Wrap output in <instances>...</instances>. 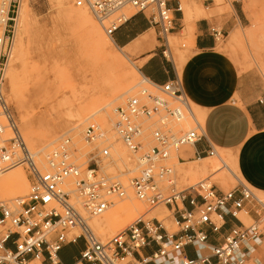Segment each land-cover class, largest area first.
I'll list each match as a JSON object with an SVG mask.
<instances>
[{
    "label": "built area",
    "instance_id": "built-area-1",
    "mask_svg": "<svg viewBox=\"0 0 264 264\" xmlns=\"http://www.w3.org/2000/svg\"><path fill=\"white\" fill-rule=\"evenodd\" d=\"M174 3V9L168 5ZM182 0H70L86 9L105 35L113 32L132 9L156 28L169 49L175 29L173 12L182 13ZM210 5L214 0H196ZM233 2L240 0H232ZM21 0H0V173L13 164L25 166L28 193L0 204V264H65L60 252L82 242L74 264H264L259 257L264 238V201L242 183L223 191L203 179L178 189L172 154L184 164L216 158L215 149L187 154L204 138L203 124L175 77L162 85L143 77L148 88L128 97L115 109L114 131L126 149L137 155L138 174L129 182L133 197L147 211L164 206L175 227L169 231L157 217L140 215L106 240L97 237L89 221L104 214L114 201L127 198L125 186L102 171L110 160L105 132L98 124L86 127L83 139L103 146L87 160L83 172L73 161L69 138L38 163L26 147L4 94V71L13 44ZM218 41L223 34L211 29ZM169 52V51H168ZM42 166V167H41ZM80 205V208L77 205ZM250 217L245 225L239 215ZM228 219L234 221L229 225Z\"/></svg>",
    "mask_w": 264,
    "mask_h": 264
},
{
    "label": "rangeland",
    "instance_id": "rangeland-1",
    "mask_svg": "<svg viewBox=\"0 0 264 264\" xmlns=\"http://www.w3.org/2000/svg\"><path fill=\"white\" fill-rule=\"evenodd\" d=\"M181 6L184 16L183 22L186 25L185 30L177 36H168L170 52L175 58L176 67L179 71L182 62L190 54L192 31L189 28V23L198 20L196 15L188 17L187 13H189V9L197 11L203 8V5L196 0H182ZM71 10L75 11L76 9L71 5L70 0H64L62 3H58L57 0H21L19 11L24 13L25 24H23L21 31L20 24L15 26L11 60L7 74L4 76L6 102L13 113L26 147L35 155V160L38 163H43L45 155L54 151L64 139L69 138L72 149L75 151L73 161L84 172L87 167V160L105 145H99L97 142H86L83 139V132L89 125H100L105 132L106 144H108L110 152L109 162L104 163L102 166L103 172L108 176L116 177L126 187L128 182L138 174V160L137 155L130 153L118 137L113 134L116 122L113 110L123 106L128 97L137 95L142 88H148V85L143 81L139 72L140 65L131 59L125 50L115 46L90 13L88 15L99 32L100 38L95 37L96 33H93V35L87 34L88 31L81 28L69 15ZM203 10L206 15L201 11L202 16L199 17L209 21L236 19V26L232 32H238L241 41L237 44L234 43L235 45L230 43V31L216 42V50L226 55L239 73H255L264 84V0H240L236 2L232 0H214L211 8ZM125 13L129 17L134 11L127 9ZM217 29H220L219 25H217ZM103 39H109L106 42L110 41L107 42L106 47L104 45L102 47ZM17 49H19V52ZM179 55L180 58L178 59ZM16 56L19 57L16 58ZM116 56L117 58H115ZM178 61L180 63L177 64ZM9 70H11L10 76L8 74ZM133 74L136 78L133 77ZM17 79L19 81H16ZM132 81L133 85L130 84ZM11 85L16 89V96L10 92ZM117 89H121V92L115 97L113 91ZM191 106L196 117H198L197 106L192 103ZM49 135L54 141L45 149L43 148L44 150H40L41 146L36 141ZM112 146L117 149L118 153H114ZM188 151H190V148L184 147L180 154ZM217 153L228 164V167L234 173L233 176L224 169L218 170L220 163L216 158L194 161V163L188 162L180 166L177 164L176 154H172L169 165L174 170L177 188L183 189L205 178H208L211 184L223 188L221 189L223 191L233 189L238 183L243 182L242 184H244L245 182L239 172L232 169L230 164L233 160L232 154L226 152V155L225 152L220 150H217ZM227 156H229V159ZM116 162L117 164H115ZM202 166L206 169V172L201 177L193 178L191 171L195 167L197 169L202 168ZM18 169L28 179L26 167L19 166ZM215 170L214 175L222 177L227 175L229 177L223 182V186L218 184L214 179V175L211 174ZM7 173L9 171L2 173L0 178H4ZM236 178L239 180H236ZM26 186V191L19 196L3 197L0 194V204L9 203L17 197L26 195L29 182ZM250 191L264 201V193L253 188ZM125 203L130 204L131 202L117 205H124ZM135 204L139 208V213L135 215L133 221L140 215L150 219L154 217L153 213L156 210L163 209L164 215L171 221V227L167 229L169 231L176 230L168 211L163 208L164 206H158L147 211L145 205L141 203L139 205L136 202ZM117 205L113 204L103 217H107L108 213L117 211ZM120 217L124 221V215L121 214ZM239 219L245 225L250 222V217L244 214H240ZM123 221L112 224L113 233L110 236H102L99 231L91 227L99 239L106 240L133 222L130 221L124 224ZM162 224L166 226L167 222L163 220ZM82 246V242L79 240L65 251L60 252L61 260L63 262L71 261L72 258L77 256ZM259 257L264 261V243L259 251Z\"/></svg>",
    "mask_w": 264,
    "mask_h": 264
},
{
    "label": "crops",
    "instance_id": "crops-1",
    "mask_svg": "<svg viewBox=\"0 0 264 264\" xmlns=\"http://www.w3.org/2000/svg\"><path fill=\"white\" fill-rule=\"evenodd\" d=\"M168 5L174 9L173 2L169 1ZM212 5H203L197 11L205 13L203 9ZM192 11L196 12L189 9L187 16H192ZM173 17L175 29L170 36H177L186 27L183 12H173ZM197 19L189 23L192 31L190 54L182 62L180 71L165 55L171 52L158 39L156 28L140 13L131 14L113 32L111 39L140 65V74L150 82L162 85L177 77L190 103L205 112L204 138L187 154L204 152L209 147L230 152L244 182L264 193V84L255 73H239L233 62L216 50L217 41L211 29L219 25L221 34H228L236 26L235 18L227 21ZM194 161L196 159L189 163ZM234 223L228 219L229 225Z\"/></svg>",
    "mask_w": 264,
    "mask_h": 264
},
{
    "label": "bare ground",
    "instance_id": "bare-ground-1",
    "mask_svg": "<svg viewBox=\"0 0 264 264\" xmlns=\"http://www.w3.org/2000/svg\"><path fill=\"white\" fill-rule=\"evenodd\" d=\"M58 1V3H62V1H64V0H57ZM67 1V0H66ZM64 4V3H63ZM68 4V3H67ZM60 5V4H59ZM62 5V4H61ZM69 6V5H68ZM68 8V7H67ZM75 8V7H74ZM61 9H63L62 7H61ZM70 9V8H69ZM76 10L75 11H73V10H71L70 12H69V15L73 18V20L74 21H76L80 26H81V28H84L85 29V31L87 30L88 32H87V34H92L93 35V33H96L95 34V37L97 36V38H100L101 36L99 35V32L97 31V29H96V27L93 25V21L91 20V18H90V16L88 15L89 14V12L86 10V9H83V8H75ZM66 10V9H65ZM194 10V9H193ZM196 10V9H195ZM25 11V10H24ZM194 13H196V16H197V18L199 17V16H202L201 15V11H196V12H194ZM193 13V11H192V15L194 14ZM65 15V14H64ZM20 16V17H19ZM66 16V15H65ZM195 16V15H194ZM188 17H190V16H188ZM67 18V17H66ZM72 18H70V19H72ZM69 19V18H68ZM19 20V21H18ZM24 21H25V16H24V13H23V11H19L18 10V16H17V18H16V25H18V24H20V31H21V29H22V26H23V24H25L24 23ZM74 21H72V22H74ZM79 26V27H80ZM23 30H24V28H23ZM25 31V30H24ZM100 31V30H99ZM101 35H103V34H101ZM104 37V36H103ZM109 38V37H108ZM111 41H112V39L111 38H109ZM109 39H106V40H109ZM96 40H98V39H96ZM106 40H104L103 39V44H102V47H103V45L105 46L106 44H107V42H110V41H107L106 42ZM94 41V40H93ZM92 41V42H93ZM101 41H102V39H101ZM100 41V42H101ZM239 41H241V37H240V35H239V33L238 32H231L230 33V43H236L237 44V42H239ZM113 42V41H112ZM17 44V43H16ZM94 44V43H93ZM95 45V44H94ZM93 45V46H94ZM99 45V44H98ZM109 45V44H108ZM235 45V44H234ZM18 46V45H17ZM16 46V47H17ZM20 46V45H19ZM113 46V45H112ZM116 46V45H115ZM114 46V47H115ZM106 47V46H105ZM21 48V47H20ZM14 49H15V47H14ZM95 49V48H94ZM102 49V48H101ZM100 49V50H101ZM104 49V48H103ZM16 50V49H15ZM19 49H17V51H18ZM96 51V50H95ZM103 51V50H102ZM19 52V51H18ZM97 52H98V50H97ZM14 53H16V51H14ZM99 53V52H98ZM118 55V54H117ZM120 55V54H119ZM126 55V54H125ZM165 55L169 58V59H172L174 62H175V58L172 56V55H170V53L169 52H166L165 53ZM184 55V54H183ZM93 56H94V54H93ZM121 56V55H120ZM17 57H19V56H16V58ZM107 57V56H106ZM109 57V56H108ZM15 58V59H16ZM110 58V57H109ZM108 58V59H109ZM115 58H117V56L115 57ZM178 59L180 58V55H179V57H177ZM93 59V58H92ZM94 59H96V58H94ZM114 59V58H113ZM10 60H11V52H10V56H9V58H8V62H7V65H6V69H5V71H4V76H6V74H7V69H8V67H9V63H10ZM97 60V59H96ZM13 63V62H12ZM93 63H95L94 61H93ZM115 63V62H114ZM178 63H180L179 61L177 62V64ZM120 64V63H119ZM176 64V63H175ZM22 65V64H21ZM117 65V64H116ZM178 66V65H177ZM11 67V66H10ZM23 70H24V68H22ZM21 69V70H22ZM138 70V69H137ZM133 71V70H132ZM129 73V72H128ZM134 73V72H133ZM9 76L11 75V70H9ZM137 75V74H136ZM128 76V75H127ZM130 77V76H129ZM132 77V76H131ZM133 77H135L134 76V74H133ZM17 78V77H16ZM136 78V77H135ZM134 78V79H135ZM24 79V78H23ZM125 79V78H124ZM16 81H19L18 79L16 80ZM131 81V80H130ZM130 84L131 85H133V81L132 82H130ZM14 86L13 85H11V94H13V95H15L16 96V89L15 88H13ZM114 93V95H115V97H116V95L117 94H120V92H121V89H117V90H115V91H113ZM126 94H128V93H126ZM138 95V94H137ZM123 96V95H122ZM136 96V95H135ZM120 98V97H119ZM107 101V100H106ZM105 101V102H106ZM111 101V100H110ZM108 102H109V100H108ZM107 103V102H106ZM108 105V104H107ZM110 107V106H109ZM197 109H198V111H199V116L197 117L198 118V120L203 124V120H204V116H205V112L203 111V110H201V109H199L198 107H196ZM105 109H107V108H105ZM103 110V109H102ZM114 112H115V110H113ZM100 112V111H99ZM102 116V115H101ZM103 118V117H102ZM81 119V118H80ZM84 119V118H83ZM104 120V119H103ZM79 121H81V120H79ZM75 127H76V125H75ZM81 130V129H80ZM76 132V131H75ZM111 134H112V132H111ZM115 136H116V134H115V131H114V133H113ZM29 135V134H28ZM34 136V135H33ZM35 137V136H34ZM114 137V136H113ZM81 140H82V136H81ZM54 141V139L51 137V135H49V136H46L45 138H43V139H41V140H37L36 141V143L39 145V146H41L40 147V150H42L43 148L45 149V147H47V146H49L52 142ZM99 145H102L103 143L102 142H99L98 143ZM113 147V146H112ZM123 148V147H122ZM43 149V150H44ZM124 149V148H123ZM113 151H114V153H118V151H117V149L116 148H114L113 147V149H112ZM111 151V150H110ZM120 151V150H119ZM220 151H222V152H225V154H226V152H228V151H223V150H220ZM37 153V152H36ZM230 153V152H229ZM122 154V153H121ZM34 155V154H33ZM116 155V154H115ZM123 156H124V154H122ZM227 155V154H226ZM35 156V155H34ZM46 156V155H45ZM115 157H117V156H115ZM229 156H227V158H228ZM118 158V157H117ZM204 159H208V158H201V159H196V161H201V160H204ZM229 159V158H228ZM114 160V159H113ZM231 161V160H230ZM122 163V162H121ZM192 163H194V162H192ZM115 164H117V162L115 163ZM177 164H179V163H177ZM226 164V163H225ZM230 164L232 165V169H234V171H238V169H237V163H236V161H235V159H234V157H233V160H232V162H230ZM180 166H182L183 164H179ZM227 165V167H228V164H226ZM20 166V164H13V165H11V166H9V168H7V170H5L4 172H2V173H6V172H8L9 171V173H7V175H5V177L4 178H0V194L3 196V197H15V196H19L20 194H22L23 192H25L26 191V184L29 182V180L27 179V176L25 175H23L21 172V170L20 169H18V167ZM42 167V166H41ZM127 167V166H126ZM192 167V166H191ZM16 168V169H15ZM118 168H119V166H118ZM190 168V167H189ZM194 168V167H193ZM196 168V167H195ZM193 169L192 171H191V176H193V178L194 177H198V176H200L201 177V175H203L205 172H206V169L202 166V168L201 167H199V168H197V169ZM13 169V170H12ZM120 169V168H119ZM11 170V171H10ZM126 170V169H125ZM190 170V169H189ZM225 170V169H224ZM102 171H103V168H102ZM225 171H227V172H230V174L233 176V174L234 173H232V170L228 167V169H226ZM216 172V170L215 171H213V172H211V174L212 175H214V173ZM2 173H0V175L2 174ZM185 173V172H184ZM190 174V173H189ZM189 176V175H188ZM199 177V178H200ZM229 177L226 175L225 177H222V176H219V175H214V179H215V181L218 183V184H221V186H223V182L226 180V179H228ZM235 178V177H234ZM192 179V178H191ZM206 179V178H205ZM130 180V179H129ZM195 180V179H194ZM203 180V179H202ZM236 180H239L238 178H236ZM130 182V181H129ZM129 182H128V184L126 185V191H127V198L126 199H124V200H120V201H115V203H114V205H117V204H119V203H124V202H131L130 204H124V205H117L118 206V208H117V211H113V212H111V213H108L109 215L107 216V217H103L109 210H107L104 214H102L101 216H99V217H96V218H94V219H91L90 221H89V225H90V227L92 226L93 228H94V230H96V231H99V234L101 233V235L102 236H107V235H111L112 233H113V230H112V224L113 223H115V222H117V221H123V219L120 217L121 216V214H123L124 215V217H125V219H124V221H123V223L125 224V223H127V222H130V221H133V219L135 218V215L136 214H138L139 213V208L137 207V204H135V202L136 203H138L139 205H141L138 201H136L135 199H134V197H133V194H132V192H131V190H130V188H129ZM242 182V181H241ZM243 183V182H242ZM246 186H248L246 183H244ZM216 185V184H215ZM218 188H220L218 185H216ZM249 187V186H248ZM29 188V187H28ZM250 188V187H249ZM220 189H223V188H220ZM251 189V188H250ZM132 201H135V202H132ZM79 208H80V205L78 204L77 205ZM163 207V206H162ZM160 208V207H159ZM163 208H165V207H163ZM166 209V208H165ZM166 211H167V209H166ZM153 216H156L157 217V219L159 220V221H166L167 222V224H165L166 226V228H168V227H171V221L170 220H168L167 218H166V215H164V212H163V209H160V210H156L154 213H153ZM116 224V223H115ZM91 227V228H92ZM117 231V230H116ZM115 233V232H114ZM116 234V233H115ZM114 234V235H115ZM113 236V235H112ZM111 236V237H112ZM262 245H263V241H262ZM262 248V247H261Z\"/></svg>",
    "mask_w": 264,
    "mask_h": 264
}]
</instances>
